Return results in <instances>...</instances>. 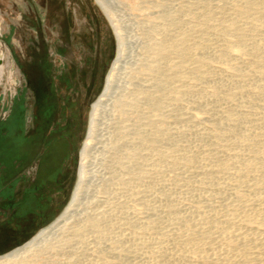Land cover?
Here are the masks:
<instances>
[{
	"label": "rangeland",
	"instance_id": "374dc122",
	"mask_svg": "<svg viewBox=\"0 0 264 264\" xmlns=\"http://www.w3.org/2000/svg\"><path fill=\"white\" fill-rule=\"evenodd\" d=\"M126 1L108 0L113 24L120 29L118 39L96 0H0V119L12 105V92L27 86L24 73L36 69L44 75L48 68L47 80L59 91L65 59L74 87L82 95L86 90L92 94L75 132L71 172L63 178L65 197L25 239L11 246L3 242L0 255L23 245L71 200L80 151L89 134L91 105L100 97L120 51L117 73L88 147L89 173L68 221L84 224L85 216L95 214L102 229L73 238L51 264H264V1L248 0L243 15L238 8L246 6L247 0L127 1L137 9ZM161 15L177 17L169 19L182 20L183 27L190 25L186 33L193 27L186 41L192 56L181 65L183 77L167 81L144 72L141 84L132 83L127 73L138 64L145 43L139 22L158 23L149 42H160L168 37L164 30L169 25ZM174 23L169 27L175 30ZM163 24L167 28L161 29V36ZM86 42L94 43L95 49ZM159 71L165 75L166 66ZM156 83L163 86L159 94L167 97L156 110L159 115H151L162 140L154 148L157 151L138 149V145L137 153L133 151L137 131L152 129L145 121L153 110L147 108L146 99L140 100L137 115L132 113L124 122L130 131L136 126L132 129L136 134L128 132L117 161L106 164L103 158L113 140L109 126L115 101L135 90L151 93ZM24 96L29 117L30 91L25 89Z\"/></svg>",
	"mask_w": 264,
	"mask_h": 264
},
{
	"label": "bare ground",
	"instance_id": "6f19581e",
	"mask_svg": "<svg viewBox=\"0 0 264 264\" xmlns=\"http://www.w3.org/2000/svg\"><path fill=\"white\" fill-rule=\"evenodd\" d=\"M127 1L125 3V4H127V6H129L131 9H137V5L130 4ZM96 2L99 5V7L101 8V10H102L105 18L108 19L113 24L114 21H113V18H112V13H111V10H110V6L108 4V0H96ZM208 2H209V0H208ZM246 3H247V5L245 4L246 6L241 7V8H238L239 9L238 11H239V13L241 15H243L244 13H246L247 10H248V6L250 5V3L248 2V0H247ZM189 12H191V11H189ZM161 13L163 14V12H161ZM185 15L186 14H184V16ZM161 16H163V15H161ZM181 16H180V18H181ZM187 16H188V13H187ZM163 17H165V16H163ZM173 17H175V16H173ZM173 17L170 18V16H169L170 19H173ZM169 18H167V16H166L165 19H162V20L164 22L165 20L167 21ZM175 18L177 19V17H175ZM170 19L167 21V23L169 24V25H167L168 28L165 25L166 24V21H165V24H163L166 27L163 26L164 28H160V31H161V29L167 28V30H164V31H166V36H168V37H165V38L161 37L162 40L161 41L159 40L160 42H156V43H151L149 41L151 39V37H150L151 34L155 31V27H157L155 25L158 24L157 23L158 21L155 22V23H157L155 25L153 24L154 22L152 23V22L148 21V23L146 22V24H148V25H145L144 24L145 26L143 25V23L141 21L139 22L140 28L138 30H139L140 34L144 37L145 43L143 42L144 45L140 48L141 59L139 60L138 64L135 65L134 68L130 69L129 72L127 73V78L129 79L130 82L132 81V83L133 82L134 83L136 82L138 84L140 82H142L144 80V78L142 77V75L144 74V72L151 73L150 75L152 76V78L164 77L167 81H172V80L175 79V77H179V78L180 77H183L182 76L183 73L181 75V72H179V71H180L181 65L184 62L185 58H187L189 56L190 57L192 56L191 53H190V48H188L189 46L186 45V41H187V35L189 33L192 34L191 31H192L193 27H192V29H191L190 32L188 31V33H186L187 32L186 30L190 29V25H189L188 28H186L187 26L186 27H183L182 26L183 25L182 24L183 22L182 23H179L182 20H180V19H179L180 21L176 20V21H178V25H176L174 23L176 21L171 22ZM160 22L162 23L161 20H159V23ZM173 23L176 25L175 26V30H176V27L179 26V24H181V25H180V29L177 30L176 33L174 32L173 34H171V32L175 31L174 28H173L174 26L172 28L169 27V26H172ZM184 23H185V21H184ZM261 23H263V22H261ZM230 25H232V23ZM181 26L183 28H181ZM161 27H162V25H161ZM113 28H114V31H115V34H116L117 38L119 39V37H120V29L116 25H114V24H113ZM157 29H158V27H157ZM232 31H235V30H232ZM232 31H231V33H232ZM160 34H161V36H163V31H161ZM226 34H229V33H226ZM189 35H188V37H189ZM158 39H160V37ZM150 50H155L154 56H151L150 55ZM119 55H120V51L118 53V56ZM118 56L115 59V61L113 62L112 66H111V69L109 70V72H108V74L106 76L105 85H104V88H103V90H102V92L100 94V97L97 100H95L92 103V105H91L90 121H89V123H90V126H89V134H88V137H87V141L84 143L83 148L80 151V162H79L78 173H77V182H76L75 189H74L73 195L71 197V200L65 206L64 210L52 222H50L44 228L40 229L34 236H32L29 240H27L23 245H21V246L15 248V249L9 251L8 253H5L3 255H0V264H51L52 260H54L56 257H58V256L60 257L61 255L64 254V252L69 248L70 244L72 243L73 238H79L80 239L82 237L83 233L86 230H90L91 232H95V231H98L99 230V227L101 228V226H99V221L100 220H97L95 218V214L91 215L89 213L87 216H85L86 219L84 220L85 221L84 224H78V223L68 224V221L70 220V217L72 215V212L74 211V208L76 206V203L79 200L78 198L80 197V185L83 182V180L85 179V177L87 176V174L89 173V170L86 167L87 166V159H88V147L90 146V143H91L92 138H94L93 136H94V131L96 130L95 129V123H96L95 121H96V118L99 115L100 111L102 110L101 108H102V104L104 102V98L106 96H108V93L110 91V88L113 85L115 75L117 73L116 72V70H117L116 65H117V62H118ZM150 64H152V65H150ZM196 64L198 65V63H196ZM164 65L166 66V73H165V75H163L159 71V68L161 66H164ZM201 65H202V63H201ZM198 66L201 67L200 65H198ZM184 77H186V76H184ZM158 82H161V81H158ZM162 88H163V86H161L160 84L156 83V85H154V88H153L154 90L151 91V93L148 92V94H147L146 91H145L146 92L145 93L142 90H139V91L136 92V90H135L133 92H129V93L122 94L115 101V106H114V109H113L114 110V113H115V114L114 113L113 114L115 115V117L113 116L114 117L113 118L114 121L111 122V124L109 126L111 128V134H110V136L112 135L113 140L111 139L112 141L109 143V145L106 148V152L109 155H107V157H106L107 159L106 158H103V162H106V164L109 163V162H112V160H113V162H116L117 159H118V157H119L118 156L119 146H121L123 142H126V138H127L126 136H128V135L130 136V134H128V132H132L133 134H136V133H134L132 131V129L134 130L136 126L134 128H132L131 131H130V129L127 127V125L124 124V122L126 121L127 117L130 116L132 113H135L136 112V115H137V110H138L137 108L140 107V106L139 107H137V106H138V103H139L140 100L142 102V100L146 99L148 101L147 102V101L144 100L145 102H147L146 105L148 104L147 105L148 107L147 106L146 107L153 110V111H151L150 115H148V117L145 116V117H147L146 118L147 120L145 122H147V125L150 126L153 130L152 129H149L148 131L145 130L143 132H141L140 130H138V131L135 130V131H137V134H138L137 135L138 137H135V138H137L138 140L134 138L135 141H132V142H135L136 143L138 141V143L136 145H134L133 151H136L138 146H139L138 149L141 147V148H146L148 151H152L155 147H157L158 141L161 140V135H158L157 136L156 132L157 131H160V130L158 129L159 127L157 128V123L154 122V119L151 118V115H154V116L159 115L160 112L157 113L156 110H158L159 107L162 106V101L165 98L167 99V97L164 96V94H161V95L159 94L161 92ZM143 93H144L145 97H142L141 96V94H143ZM143 107H144V104H143L142 108ZM138 112H140V111H138ZM148 112H149V110H148ZM142 114H145V112L143 111ZM132 115H134V114H132ZM143 118L144 117H142L140 119L141 120H145V118L144 119ZM137 120L139 121L138 118H137ZM138 121H136V122H138ZM138 127H139V125H138ZM165 136H167V135H165ZM163 142H164V140H163ZM250 143H252V142H250ZM155 144H156V146H155ZM131 150H132V148H131ZM131 150H130V152L133 153V151H131ZM155 150L157 151V149H154V151ZM132 153H129L128 152V156L129 157L130 156L132 157L134 155V154L132 155ZM135 153H137V151ZM151 154H153V153H151ZM156 154L158 155V153H156ZM125 156H127V155H125ZM128 156H127V158H128ZM120 158H121V156H120ZM136 163H138V162H136ZM106 164H105V166H107ZM217 164H216V167H217ZM216 167H215V169H216ZM134 169H137V168H133V170ZM142 174H144V173H142ZM136 177H138V176H136ZM139 177H141V176H139ZM143 177H145V174H144ZM111 179L109 180L110 183H111ZM113 179H114V177H113ZM131 179H133V178L131 177ZM119 180H120V178H119ZM129 181H128V184H129ZM115 182H116V180H115ZM124 184H125V182L123 183V185ZM129 185L131 186V184H129ZM129 185H128V187H129ZM106 186H107V184L105 185V187ZM125 186H126V184H125ZM123 188H127V186L126 187H123ZM120 191H121V189H120ZM122 191H124V190H122ZM124 192L126 193V191H124ZM107 229H109V228H107ZM202 234H203V232H202ZM189 236H191V235H189ZM92 253H93V251H92Z\"/></svg>",
	"mask_w": 264,
	"mask_h": 264
},
{
	"label": "flooded vegetation",
	"instance_id": "af4514ba",
	"mask_svg": "<svg viewBox=\"0 0 264 264\" xmlns=\"http://www.w3.org/2000/svg\"><path fill=\"white\" fill-rule=\"evenodd\" d=\"M85 45L95 44L86 42ZM94 58V57H93ZM46 65L48 62L45 60ZM67 59L59 75V91L47 80L49 69L42 75L34 69L25 74V89L31 93L32 102L28 117L24 103L25 89L12 92V105L0 121V198L13 202L12 195H3L12 184L29 186L36 196L52 183L45 210L55 209L65 197L66 181L74 160L76 131L81 123L84 106L92 94L82 95L74 87V76L67 72ZM20 66V65H19ZM65 71V72H64ZM64 89V91L62 90Z\"/></svg>",
	"mask_w": 264,
	"mask_h": 264
},
{
	"label": "crops",
	"instance_id": "0c3cea01",
	"mask_svg": "<svg viewBox=\"0 0 264 264\" xmlns=\"http://www.w3.org/2000/svg\"><path fill=\"white\" fill-rule=\"evenodd\" d=\"M21 183H14L10 189H5L3 195H12L13 202L0 198V238L7 231L10 232L7 238L0 239V251L6 246L14 245L32 231V227L43 224L52 210H45L43 204H48L50 194H54V189H47L34 195L32 190Z\"/></svg>",
	"mask_w": 264,
	"mask_h": 264
},
{
	"label": "water",
	"instance_id": "95a60500",
	"mask_svg": "<svg viewBox=\"0 0 264 264\" xmlns=\"http://www.w3.org/2000/svg\"><path fill=\"white\" fill-rule=\"evenodd\" d=\"M103 13V12H102ZM104 15V14H103Z\"/></svg>",
	"mask_w": 264,
	"mask_h": 264
}]
</instances>
